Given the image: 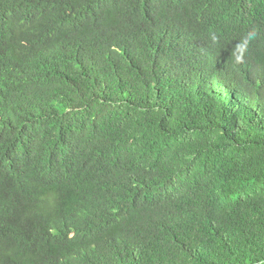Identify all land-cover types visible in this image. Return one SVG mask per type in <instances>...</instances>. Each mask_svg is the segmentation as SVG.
<instances>
[{
	"label": "trees",
	"instance_id": "16d2710c",
	"mask_svg": "<svg viewBox=\"0 0 264 264\" xmlns=\"http://www.w3.org/2000/svg\"><path fill=\"white\" fill-rule=\"evenodd\" d=\"M247 1L0 0V264H264Z\"/></svg>",
	"mask_w": 264,
	"mask_h": 264
},
{
	"label": "clouds",
	"instance_id": "9594fccd",
	"mask_svg": "<svg viewBox=\"0 0 264 264\" xmlns=\"http://www.w3.org/2000/svg\"><path fill=\"white\" fill-rule=\"evenodd\" d=\"M206 0L204 4H207ZM160 24H169L164 20L156 21ZM240 39L234 44L231 49V57L234 64H243L245 62L246 54L249 51V46L258 45L264 47V0H248L245 5V11L240 27ZM210 39L213 44L217 43L215 34H210ZM264 59V56L256 60L251 65L257 69V64ZM257 70H264L261 67ZM83 211L84 216L88 219H99V215L95 212Z\"/></svg>",
	"mask_w": 264,
	"mask_h": 264
}]
</instances>
